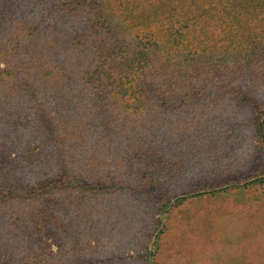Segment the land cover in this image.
<instances>
[{
    "label": "trees",
    "instance_id": "1",
    "mask_svg": "<svg viewBox=\"0 0 264 264\" xmlns=\"http://www.w3.org/2000/svg\"><path fill=\"white\" fill-rule=\"evenodd\" d=\"M208 1L0 0V189L22 195L51 191V183L37 190L35 176L51 167L53 148L70 137L77 148L91 138V147L101 157L95 163L85 153L76 175L80 190L88 192L83 205L89 206L78 218L90 226H95L90 221L95 209L90 205L99 198L96 194L119 196L143 184L162 185L184 177L186 181L173 182L167 190L172 198L180 195L182 202L186 196L203 194L191 190L194 183L189 180H214L209 192L223 190H214L222 185L250 189L262 184L264 176L252 178L245 171L254 159L246 167L231 169L248 143V115L241 119L239 110H230L226 113L235 114L229 115L234 117L229 122L219 114L240 99L238 87L245 89L242 101L252 91L245 79L236 86L235 77L224 72L238 71L236 76L251 72L253 40L246 43L238 31L227 29L232 20L255 13L260 5L251 0H215L209 7ZM78 5L85 10L78 11ZM212 18L219 20L217 29L209 24ZM263 41L264 36L258 44ZM259 55L258 69L264 67V51ZM213 76L227 81L212 88L207 83L201 86ZM18 102L25 111L22 119L14 113L20 109ZM31 107L42 114H28ZM179 108L187 110L188 118L169 122L168 112L177 113ZM94 134L99 138L93 139ZM254 135L264 142V117L257 119ZM107 144L114 149H105ZM197 155L206 161L199 164L201 159L194 160ZM222 160L227 169H220ZM212 162L213 169H208ZM108 164L113 165L111 174L105 170ZM30 166L32 171L27 172ZM201 168L211 175L194 179ZM43 213L49 234L52 228L66 233L68 229L55 227L49 210ZM97 214L104 215V209ZM9 239L0 235V253L12 264H23L22 258H13L16 253ZM20 248L30 252L33 244L22 243Z\"/></svg>",
    "mask_w": 264,
    "mask_h": 264
},
{
    "label": "rangeland",
    "instance_id": "2",
    "mask_svg": "<svg viewBox=\"0 0 264 264\" xmlns=\"http://www.w3.org/2000/svg\"><path fill=\"white\" fill-rule=\"evenodd\" d=\"M251 1L260 5L258 7L260 12L255 8L253 14L244 13L238 20H232V27L227 29L238 31L246 43L253 40L250 44L253 59L251 72L236 76L238 71L228 70L224 74L230 79L235 77L233 83L236 86L241 78L245 79L246 83L252 85L250 86L252 91L247 93L245 96L247 98L242 101L244 93L241 90L245 89L238 87L237 92L241 100L232 101V105L222 108L219 114L226 117L229 122L234 120V117L229 118V115L235 114L226 113L230 110H239L241 119L248 115L245 125L246 141L249 144L243 148L236 158L238 163H233L231 169L244 167L254 159L252 168L244 170L255 178L264 176V169L261 167L264 159V142L254 135L257 119L264 117V67L258 69L261 65L259 52L264 51V41L258 44V40L264 36V0ZM208 2L209 7H214L217 3L215 0ZM233 2L234 0L229 3ZM77 7L78 11L85 10L82 9L83 5ZM208 14L213 12L209 10ZM208 20L209 24L217 29L219 20L217 18ZM197 25L201 27L202 21L199 20ZM212 31L213 34H217L219 30ZM199 37L202 39L201 35ZM262 64L264 65V60ZM225 81H227L225 77L213 76L208 82H202L201 86L207 83V87L212 88ZM243 104L249 109L243 107ZM18 106L20 109H16L14 113L18 119H22L25 111L20 102ZM35 109L34 107L28 109V114L35 113L36 116L42 114L43 110ZM181 109L179 108L177 113L168 112L166 116L168 121L173 122L179 117L188 118L187 110L182 112ZM236 113L238 114L237 111ZM113 126L114 123L110 128ZM52 131L53 128L49 130L48 137H51ZM94 138H99V134H94ZM92 144V139L89 138L83 144L84 147L81 145L77 148L71 144V137L62 145L56 144L51 153V167L46 168L41 176L36 175L34 182L37 190L51 183L49 189L51 186L54 188L49 192L43 189L44 191L38 194L26 192L22 195L21 192L0 189V235L10 238L13 244L11 246L16 253L14 259L22 258L23 264H28V261H33L34 264H264V182L256 183L250 189L228 188L222 185L214 190H223L209 192L208 187L215 183L214 180H204L201 183L197 182L199 180H194L195 182L189 180L190 183H194L190 189H198L203 194L199 197L186 196L182 202L179 200L180 195L172 198L167 190L173 182L181 184L182 181H186L183 180L184 177L169 179L168 183L162 185L143 184L134 188L132 193L126 192L119 196L96 194L95 196L99 198L90 205V209L92 207L95 210L92 213L93 218L89 219L95 226L86 224L87 220L83 217L78 218V214L83 208L89 210V206L83 205L88 192L80 190L81 180L77 179L76 175L81 172L79 160L85 153L94 157L95 163L100 160L101 157L95 153ZM105 149L111 151L114 147L107 144ZM170 153L167 152L165 155ZM206 155L210 154H205L204 157ZM205 158L197 155L194 160L201 159L200 164L206 161ZM172 160L173 158L170 159ZM208 160L211 161L210 158ZM214 165L212 162L208 169H213ZM65 166L72 171L66 170ZM112 166L107 165L105 169L107 173L111 174ZM31 167L26 171H32ZM227 168V163L222 160L220 169ZM201 169L202 172L196 173L194 179H197L196 176L207 174L206 168ZM99 170L104 173L102 165H99ZM28 175L30 177V173ZM210 175L211 173H208L206 177ZM231 176L233 175L229 177ZM241 184L242 182L238 185ZM204 185L208 186L204 188ZM102 209L104 215L97 214ZM44 210L52 213L55 227L68 229L66 233L59 232L56 228H52L50 234L47 232ZM109 221H113L112 226ZM29 242L33 244V251L22 252L20 248L22 243ZM12 261L7 255L0 253V264H12Z\"/></svg>",
    "mask_w": 264,
    "mask_h": 264
}]
</instances>
